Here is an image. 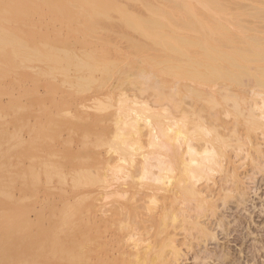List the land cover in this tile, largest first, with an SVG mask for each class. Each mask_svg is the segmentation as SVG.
<instances>
[{
	"label": "bare ground",
	"instance_id": "1",
	"mask_svg": "<svg viewBox=\"0 0 264 264\" xmlns=\"http://www.w3.org/2000/svg\"><path fill=\"white\" fill-rule=\"evenodd\" d=\"M226 1L0 0V264H264V4Z\"/></svg>",
	"mask_w": 264,
	"mask_h": 264
},
{
	"label": "rangeland",
	"instance_id": "2",
	"mask_svg": "<svg viewBox=\"0 0 264 264\" xmlns=\"http://www.w3.org/2000/svg\"><path fill=\"white\" fill-rule=\"evenodd\" d=\"M229 1L231 2V1H233V0H227V1H226L227 3H224V5H225V4H227V5H230V4H231L232 6H227V5H226V6L229 7V8H231V9H233V8H236V6H234V4L236 5V3H238V2L241 1V2L243 3V4L241 3L242 6H243L242 8H244V6L246 7L245 10H247V9H249V8L251 9V8L253 7V6H251V5H253L254 2H255V1L250 0V1H249V4H247V5H249V8H248L247 5H244V3H247L248 0H243V1H242V0H239V1L234 0V1H235V2L233 1L234 4L230 3ZM236 1H237V2H236ZM251 1L253 2L252 4H251ZM259 1H260V0H258V4H261V3L264 4V1H263V0L260 1L261 3H260ZM223 2H224V1H223ZM228 2H229V3H228ZM255 3L257 4V1H256ZM239 4H240V3H239ZM239 4L237 5V7L239 6ZM241 4H240V5H241ZM254 5H255V4H254ZM250 6H251V7H250ZM239 8H241V6H239ZM250 11H251V10H250ZM249 20H252V18H249ZM150 99H151V98H150ZM255 202H256V203L258 202L257 199H256ZM253 216H254V214H253ZM256 224L258 225V222H256L255 224H251V228H252L251 231L253 230L254 233H256V231H257V230H256V229H257V225H256ZM244 232H245V229H244ZM212 247H213V246H212ZM235 248H238V247H235Z\"/></svg>",
	"mask_w": 264,
	"mask_h": 264
}]
</instances>
